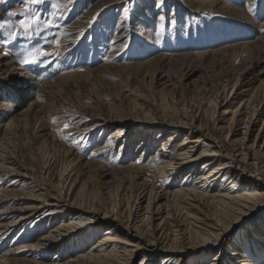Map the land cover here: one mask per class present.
Segmentation results:
<instances>
[{"label":"rangeland","instance_id":"374dc122","mask_svg":"<svg viewBox=\"0 0 264 264\" xmlns=\"http://www.w3.org/2000/svg\"><path fill=\"white\" fill-rule=\"evenodd\" d=\"M102 1L46 0L44 5H25L24 0H0V68L6 85L0 92V110L7 122H15L14 130L4 135L1 132L0 139L5 136L6 144L15 149L21 164L30 167L41 186L55 193L54 187L63 185L65 196L70 194V198H75L81 186H86L88 194L103 189L116 192L129 185L131 177L112 170L145 166L152 158L149 170L135 173L140 177L138 182L147 180L161 190L174 188L183 179L165 182L154 166L162 157L170 158L185 135L163 151L165 140L156 143L155 133L152 146L143 153L138 135L142 123L127 139L117 137L115 129L131 121L141 122L153 105L161 114H168L174 102L184 105L195 99L204 106L199 113L202 122L220 139L212 110L205 112L210 101L206 92L221 77L233 74L246 78L264 67V0H198L190 4H185L187 0H164L162 7L158 0H125L94 11ZM57 2L59 9L52 8ZM9 11L18 15L9 17ZM35 13L39 14V24L26 37L19 23ZM161 16L165 17V32L158 36ZM3 63L9 65L4 69ZM21 76L33 83L28 94L17 92L24 87L19 82ZM239 103L228 107L234 110ZM65 123L71 124L67 131ZM97 123L103 125L98 127ZM15 177L0 175V211L4 212L0 216V258L13 250V256L27 258L30 264H50L61 257L66 262L71 256L90 255L107 236L104 229L96 234L74 232L54 247L32 249L55 227L83 218L55 213L58 209L52 207L20 226L7 227L20 216L18 209L30 205L29 194L40 189L20 179L15 181ZM75 182L77 189L72 191ZM23 187L27 190L24 197L2 194ZM101 205L99 199L91 203L102 212ZM12 208L17 211L8 210ZM122 212L128 216L125 207ZM250 225L232 229L231 241H239ZM165 227L170 229L168 224ZM244 253L253 264H264V254L257 258L249 249ZM145 255L137 253L125 263L139 264ZM159 259L157 264H162L163 259ZM220 259L214 251L204 263L216 260L222 264Z\"/></svg>","mask_w":264,"mask_h":264},{"label":"bare ground","instance_id":"6f19581e","mask_svg":"<svg viewBox=\"0 0 264 264\" xmlns=\"http://www.w3.org/2000/svg\"><path fill=\"white\" fill-rule=\"evenodd\" d=\"M124 1L103 0L94 11ZM197 1L187 0L185 4ZM206 3L213 5L216 2ZM7 65L3 63L2 67L5 69ZM1 70L0 92L6 86ZM28 78L21 76L19 82L24 87L17 91L18 94L23 90L28 94L32 90L33 83L28 82ZM212 88L206 92L210 101L205 112L212 110L211 117L217 123L220 139L214 137L211 128L202 122L199 113L204 106L201 100L196 102L195 99L185 101L184 105L174 102L168 114H161L153 105L150 115H145L141 122L131 121L115 129L117 137L127 139L142 123L138 135L143 153L148 145L152 146L155 133H158L156 143L165 140L163 151L185 135L184 141L174 146L170 158L161 156L160 163L152 167L165 182L183 179L170 189H157L155 183L147 180L138 182L140 177L135 173L149 170L155 160L152 158L145 166L128 165L112 170L117 175L125 173L126 177H131L129 185H123L116 192L103 189L101 193L88 194L86 186L76 190L75 182L71 189L76 190L75 198H70V194L65 196L63 185L55 186L53 193L40 185L30 167L21 164L18 153L6 144L3 136L0 139V175H15V181L20 179L27 185L40 187L39 194H29L32 202L18 209L20 216L7 227L20 226L37 213L42 211L43 214L54 207L58 209L55 213H70L74 215L72 219L82 217L83 220L55 227L32 245V249L54 247L55 242L64 241L74 232L81 234L88 230L96 234L99 229L105 230L107 236L90 255L71 256L66 262L62 257L60 261L55 258L50 264H127L125 261L129 257L140 252L146 255L139 264H157L159 258L163 259L162 264H221L216 263L217 258L212 260L215 262L204 263L214 251L222 264H253L244 255L245 249L257 258L264 254V67L246 78L228 74ZM238 100L237 108L229 109L228 106ZM6 117L0 110V133L3 135L15 127L14 120L7 122ZM97 124L98 127L103 125ZM247 179L251 181L247 182ZM26 191L23 187L2 194L18 198L26 195ZM97 199L103 205L102 212L91 206ZM124 207L128 216L122 212ZM3 214L0 211V216ZM166 224L170 225L169 230ZM237 225H244L242 228L245 229L250 226L239 241H231L230 231ZM15 252L8 251L0 258V263L30 264L27 258L13 256Z\"/></svg>","mask_w":264,"mask_h":264},{"label":"snow or ice","instance_id":"6c2138e0","mask_svg":"<svg viewBox=\"0 0 264 264\" xmlns=\"http://www.w3.org/2000/svg\"><path fill=\"white\" fill-rule=\"evenodd\" d=\"M46 3V0H24V4L25 5H44ZM164 5V0H158V6H163ZM60 7V4L59 2H57L56 4H53L52 5V8H55V9H59ZM28 9L25 8L24 11H27ZM23 14V13H21ZM53 16H55V12H52L51 13ZM18 13L15 12V11H9L7 12V16L9 17H15L17 16ZM39 14L38 13H35L33 14L28 20H22L20 21L19 23V28L23 30V33L26 37H30L31 36V33L33 32L34 30V26H38L39 24ZM161 23L159 24V32L157 33L158 36H162L165 32V24L163 23V21L165 20V17L161 16L159 17ZM175 20H172L171 21V25L173 27H175ZM13 37H15L17 35V33L15 31H13L12 33ZM71 127V124L69 123H65L64 125V130L67 131L69 130Z\"/></svg>","mask_w":264,"mask_h":264}]
</instances>
